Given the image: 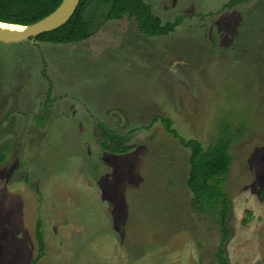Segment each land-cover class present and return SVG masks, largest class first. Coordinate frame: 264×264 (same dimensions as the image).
I'll return each instance as SVG.
<instances>
[{
	"label": "rangeland",
	"instance_id": "obj_1",
	"mask_svg": "<svg viewBox=\"0 0 264 264\" xmlns=\"http://www.w3.org/2000/svg\"><path fill=\"white\" fill-rule=\"evenodd\" d=\"M175 31L109 20L88 39L0 40V264H218L190 150L225 138L232 264H264V0H145ZM103 124L133 148L103 149Z\"/></svg>",
	"mask_w": 264,
	"mask_h": 264
},
{
	"label": "trees",
	"instance_id": "obj_2",
	"mask_svg": "<svg viewBox=\"0 0 264 264\" xmlns=\"http://www.w3.org/2000/svg\"><path fill=\"white\" fill-rule=\"evenodd\" d=\"M63 0H0V20L28 25L53 12ZM248 0H229L227 8ZM136 20L139 30L150 37L167 35L176 30L184 20L178 16L174 21L162 23L152 12L151 6L145 0H80V3L67 23L61 27L45 32L35 39L55 44L82 42L94 34L105 22L124 18ZM161 121L167 131L178 138L180 143L190 150V170L187 185L193 194L195 210L215 217L219 224L222 238L216 258L218 264H232L223 248L231 236L228 225L231 202L223 187V178L229 172L231 156L228 152L225 138H220L216 144L204 148L197 139H185L173 127L172 120L163 115L154 116L152 123ZM105 130L100 139L103 149L110 152L124 153L133 148L126 144L127 135H121L115 130L99 124ZM264 202V184L259 188ZM36 240L38 253L31 264H36L45 255L46 242L42 231V220L36 223Z\"/></svg>",
	"mask_w": 264,
	"mask_h": 264
},
{
	"label": "water",
	"instance_id": "obj_3",
	"mask_svg": "<svg viewBox=\"0 0 264 264\" xmlns=\"http://www.w3.org/2000/svg\"><path fill=\"white\" fill-rule=\"evenodd\" d=\"M79 3L80 0H63L53 12L44 18L28 25L18 24L24 26V29L16 31H4L0 29V40L14 42L35 39L42 33L53 31L69 21L74 15Z\"/></svg>",
	"mask_w": 264,
	"mask_h": 264
},
{
	"label": "bare ground",
	"instance_id": "obj_4",
	"mask_svg": "<svg viewBox=\"0 0 264 264\" xmlns=\"http://www.w3.org/2000/svg\"><path fill=\"white\" fill-rule=\"evenodd\" d=\"M24 28H25L24 26H20V25L15 24V23L0 21V29H2L4 31H16V30H20V29H24Z\"/></svg>",
	"mask_w": 264,
	"mask_h": 264
}]
</instances>
